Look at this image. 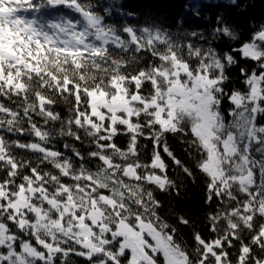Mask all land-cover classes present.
Here are the masks:
<instances>
[{
	"label": "snow or ice",
	"instance_id": "obj_1",
	"mask_svg": "<svg viewBox=\"0 0 264 264\" xmlns=\"http://www.w3.org/2000/svg\"><path fill=\"white\" fill-rule=\"evenodd\" d=\"M185 7L199 17V3ZM216 25L227 50L176 43L156 25L117 30L87 0H0V264H264V23L247 40L224 15ZM241 60L255 65L240 67L246 90L228 92L227 70ZM58 101L71 104L67 120ZM57 121L86 151L51 146ZM168 134L196 151L206 203L221 205L191 250L152 187L179 195L170 166L194 178Z\"/></svg>",
	"mask_w": 264,
	"mask_h": 264
},
{
	"label": "trees",
	"instance_id": "obj_2",
	"mask_svg": "<svg viewBox=\"0 0 264 264\" xmlns=\"http://www.w3.org/2000/svg\"><path fill=\"white\" fill-rule=\"evenodd\" d=\"M92 7L105 17V23L111 24L119 30L124 25H129L134 28L140 29L145 26H159L172 34L174 42L179 44L192 43L197 46L215 47L217 50H227V46L223 40L213 39V29L216 25V17L224 15L227 17L231 24H234L241 33V39L247 40L253 31L251 25H259L264 23V0H244L246 5L244 12L241 14L233 9L227 3V0H203L198 9L200 15L195 16L191 7L181 8L185 0H87ZM110 9V13L105 11ZM169 12L167 19L165 18L166 12ZM132 15H126V13ZM31 15H35L32 13ZM197 32L200 35L191 36L190 33ZM126 35V34H124ZM202 37V38H201ZM237 46V45H233ZM125 56L132 55L131 52L124 53ZM139 55V54H138ZM243 66L247 70L255 66L252 61L241 60L240 63L231 69L227 70L229 80L225 85V90L231 92L232 90L245 91L246 86L243 83V77L240 73V67ZM147 88L148 86L145 85ZM71 106L70 102L58 101L57 111L61 113V119L67 120L71 115L68 109ZM233 107L227 99L221 104V109L225 114V122L228 123L232 117L228 115L227 109ZM40 119V118H36ZM40 123H43L40 120ZM257 123H264L260 116H257ZM48 128L53 130V139L51 146L66 154H70V148H64V144L74 145L81 151H86L88 141L84 140L82 146L80 141H74L71 137H62L57 133L60 129V122L50 123ZM81 137L83 139V131L81 130ZM13 139H20L22 142L34 140L36 138L28 136L27 134L17 136L9 134ZM181 137L168 134V144L178 155L179 158L192 168L193 177L185 176L179 169L169 168L168 175L170 178L177 180L179 188V195L174 191L161 192L153 187L155 197L160 201L161 208L158 210L159 215L173 224L178 229V236L184 242L189 250L194 247L193 233L200 232L203 236H208L209 233V220L210 213L214 210L215 204L218 203L216 198H213L212 204L206 203L207 188L206 178L196 170V161L198 156L196 151L189 148L186 144L181 143ZM127 136H117L115 142L121 148L127 146ZM140 149V156L142 161L148 162L151 156L152 144L150 141L141 139L138 144ZM19 155L25 154L23 150H17ZM163 155V154H162ZM259 158V154H256ZM167 159V158H166ZM95 170V168H93ZM243 194H241V198ZM184 216L190 220L189 226L179 225L176 222V217ZM235 253L234 249L229 250ZM235 256L233 255V259ZM70 259L73 264H86L82 257L71 256Z\"/></svg>",
	"mask_w": 264,
	"mask_h": 264
},
{
	"label": "bare ground",
	"instance_id": "obj_3",
	"mask_svg": "<svg viewBox=\"0 0 264 264\" xmlns=\"http://www.w3.org/2000/svg\"><path fill=\"white\" fill-rule=\"evenodd\" d=\"M186 2H184V4L182 5V7L181 8H184V6H186V5H192L193 3H201L203 0H185ZM170 14H169V12L167 11L166 12V19L168 18V17H170L169 16ZM185 145V144H184ZM219 207H221V205L219 204V202L218 203H216L215 204V207H213L214 208V210L212 211V212H214L215 210H217V208H219Z\"/></svg>",
	"mask_w": 264,
	"mask_h": 264
}]
</instances>
